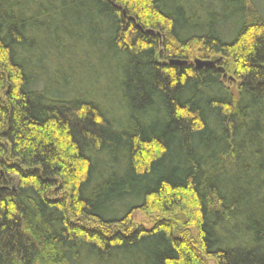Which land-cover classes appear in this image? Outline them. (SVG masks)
Returning a JSON list of instances; mask_svg holds the SVG:
<instances>
[{"label":"trees","instance_id":"16d2710c","mask_svg":"<svg viewBox=\"0 0 264 264\" xmlns=\"http://www.w3.org/2000/svg\"><path fill=\"white\" fill-rule=\"evenodd\" d=\"M0 264H264L256 0H0Z\"/></svg>","mask_w":264,"mask_h":264},{"label":"rangeland","instance_id":"374dc122","mask_svg":"<svg viewBox=\"0 0 264 264\" xmlns=\"http://www.w3.org/2000/svg\"><path fill=\"white\" fill-rule=\"evenodd\" d=\"M259 4V7L261 9V11L264 12V0H256ZM81 53H85L87 51H89L88 47H86L85 45H81L80 48ZM196 54L193 53L191 62L193 63L195 60H199V58L195 57ZM197 58V59H196ZM222 80L223 83L229 88V89H233L235 88V86H233V73L231 71L225 72L222 74ZM108 91V87L106 86V84H102L99 89H96V95L97 97H100L101 99H104V102H107L108 105L113 106L112 102L113 99L111 97V95L107 94ZM104 95V96H103ZM157 219L156 215H147V214H143L139 211L135 212L132 216V223L134 226H144L146 228H150L153 223L155 222V220ZM194 233V231H193ZM194 234H192V236H194ZM210 263V262H209Z\"/></svg>","mask_w":264,"mask_h":264},{"label":"water","instance_id":"95a60500","mask_svg":"<svg viewBox=\"0 0 264 264\" xmlns=\"http://www.w3.org/2000/svg\"><path fill=\"white\" fill-rule=\"evenodd\" d=\"M147 34H150L152 33V31L150 30H147L145 31ZM169 65H172V66H177V67H182L184 65L187 64L186 61H180V60H170L168 62ZM196 69H201V68H213L215 66V62L214 61H201V60H195L193 63H192ZM218 71L220 72H223L222 68H218Z\"/></svg>","mask_w":264,"mask_h":264}]
</instances>
